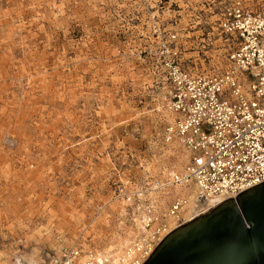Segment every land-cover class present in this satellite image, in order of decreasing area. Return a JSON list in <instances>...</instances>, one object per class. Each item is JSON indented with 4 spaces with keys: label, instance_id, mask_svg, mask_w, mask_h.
<instances>
[{
    "label": "rangeland",
    "instance_id": "rangeland-1",
    "mask_svg": "<svg viewBox=\"0 0 264 264\" xmlns=\"http://www.w3.org/2000/svg\"><path fill=\"white\" fill-rule=\"evenodd\" d=\"M229 1L0 0V264H50L61 246L95 253L125 234L114 182L187 157L161 136V39L177 32L210 67Z\"/></svg>",
    "mask_w": 264,
    "mask_h": 264
},
{
    "label": "built area",
    "instance_id": "built-area-1",
    "mask_svg": "<svg viewBox=\"0 0 264 264\" xmlns=\"http://www.w3.org/2000/svg\"><path fill=\"white\" fill-rule=\"evenodd\" d=\"M217 29L220 52L210 67L207 50L203 59L186 57L177 32L161 39L162 61L153 69L156 110L165 119L161 136L176 141L187 157L167 174L114 182V199L126 201L124 216L135 223L118 264H144L170 232L264 182V0H230ZM193 187L200 205L188 220L187 195L172 191ZM58 252L50 264H101L81 243Z\"/></svg>",
    "mask_w": 264,
    "mask_h": 264
},
{
    "label": "water",
    "instance_id": "water-1",
    "mask_svg": "<svg viewBox=\"0 0 264 264\" xmlns=\"http://www.w3.org/2000/svg\"><path fill=\"white\" fill-rule=\"evenodd\" d=\"M144 264H264V182L170 232Z\"/></svg>",
    "mask_w": 264,
    "mask_h": 264
},
{
    "label": "bare ground",
    "instance_id": "bare-ground-1",
    "mask_svg": "<svg viewBox=\"0 0 264 264\" xmlns=\"http://www.w3.org/2000/svg\"><path fill=\"white\" fill-rule=\"evenodd\" d=\"M174 169H172L171 171H173ZM125 184H130L129 181L124 182ZM194 189V195L190 197L189 193L184 194L182 192L183 189H179L176 188L172 191L173 194H182V195H187L186 200H185V204H184V214L186 216V218L189 219H193L194 216L197 214V206H199L200 204L198 203L199 197H198V188L193 187ZM189 191L191 190V188H188ZM114 199V198H113ZM112 200V199H111ZM110 201V200H109ZM117 201L116 205H113L114 209H119L120 213H122V215H124V211L126 210L125 213H127L128 210V205L126 204V201L123 199L118 200L116 198ZM106 203V202H105ZM122 203V204H120ZM118 204V205H117ZM103 207V206H102ZM102 210V209H100ZM98 213V212H97ZM107 214V213H106ZM94 216V215H93ZM105 216V215H104ZM107 216V215H106ZM103 219H107V218H102L101 221ZM107 221V220H106ZM87 225V224H86ZM89 225V224H88ZM125 228L127 230H125V234L123 236H119V239L117 241L111 242L107 245L106 249L104 250H98L95 251V258H97V260L101 263V264H118L119 263V259L123 256L124 251H125V246L129 243V241L131 240V236L134 233L133 227L135 225V223L133 222L132 224H125ZM91 228V227H90ZM89 228V229H90ZM84 231V230H83ZM80 235V234H79ZM84 238V237H83ZM86 238V237H85ZM77 239V238H76ZM85 250H87V248L84 247ZM89 250V249H88ZM92 250V249H90ZM59 251V248L57 249V252ZM59 253V252H58Z\"/></svg>",
    "mask_w": 264,
    "mask_h": 264
},
{
    "label": "snow or ice",
    "instance_id": "snow-or-ice-1",
    "mask_svg": "<svg viewBox=\"0 0 264 264\" xmlns=\"http://www.w3.org/2000/svg\"><path fill=\"white\" fill-rule=\"evenodd\" d=\"M200 163H203V161H201Z\"/></svg>",
    "mask_w": 264,
    "mask_h": 264
}]
</instances>
